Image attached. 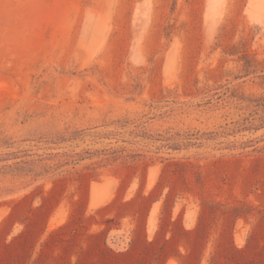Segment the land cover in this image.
<instances>
[{"label": "rangeland", "instance_id": "374dc122", "mask_svg": "<svg viewBox=\"0 0 264 264\" xmlns=\"http://www.w3.org/2000/svg\"><path fill=\"white\" fill-rule=\"evenodd\" d=\"M0 264H264V0H0Z\"/></svg>", "mask_w": 264, "mask_h": 264}]
</instances>
